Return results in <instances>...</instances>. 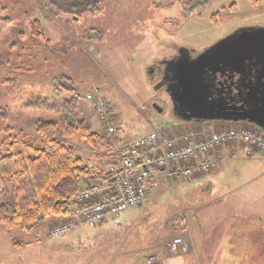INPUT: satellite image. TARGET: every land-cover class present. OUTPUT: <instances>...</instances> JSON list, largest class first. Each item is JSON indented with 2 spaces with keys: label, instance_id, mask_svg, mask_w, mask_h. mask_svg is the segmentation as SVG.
Here are the masks:
<instances>
[{
  "label": "rangeland",
  "instance_id": "374dc122",
  "mask_svg": "<svg viewBox=\"0 0 264 264\" xmlns=\"http://www.w3.org/2000/svg\"><path fill=\"white\" fill-rule=\"evenodd\" d=\"M86 1L0 0V17L13 20L0 32V108L13 129L12 153L21 150L23 137L38 139L37 124L57 121L74 92L84 97L94 87L107 111L78 98L74 114L104 137L101 113L125 140L149 125L168 136L217 126L180 122L165 88L154 91L159 78L150 70L181 49L196 56L239 29L264 28V0L257 9L247 0H193L190 9L184 0H106L88 12ZM33 21L43 39L30 35ZM64 145L86 164L93 151L105 149H91L78 136ZM225 149L234 154L222 157L213 173L163 181L144 207L98 228L51 238L59 222L53 214L30 233L0 224V264H158L184 256L172 263L182 264L193 248L199 250L191 264H264V153L239 143ZM175 238L182 244L173 246Z\"/></svg>",
  "mask_w": 264,
  "mask_h": 264
},
{
  "label": "built area",
  "instance_id": "2783aa9c",
  "mask_svg": "<svg viewBox=\"0 0 264 264\" xmlns=\"http://www.w3.org/2000/svg\"><path fill=\"white\" fill-rule=\"evenodd\" d=\"M98 87L92 88L84 101L100 113L108 105ZM105 149L93 151L87 164L93 181L82 183L74 197L62 206L59 222L50 229L51 238H60L82 227L98 228L115 221L126 211L144 207L152 190L168 179L194 180L217 170L223 147L239 143L247 152L264 153V133L248 124L227 127L218 124L210 130H187L169 137L153 125L128 140L117 139L119 130L104 115ZM41 215L44 221L50 217ZM81 239H79L80 242ZM182 240L175 238L173 246Z\"/></svg>",
  "mask_w": 264,
  "mask_h": 264
},
{
  "label": "trees",
  "instance_id": "16d2710c",
  "mask_svg": "<svg viewBox=\"0 0 264 264\" xmlns=\"http://www.w3.org/2000/svg\"><path fill=\"white\" fill-rule=\"evenodd\" d=\"M104 1L106 0H88L84 3V9L86 12L95 10ZM247 1L255 9L260 5V0ZM192 4L193 0H184V5L189 9ZM228 10L235 11V5H231ZM213 20L215 23V18ZM12 23L11 18L0 17V32ZM29 28L32 38L35 40L44 38L39 21L31 22ZM45 44L48 46V41H45ZM178 52L188 53L184 49ZM254 75V71L251 73L231 72L232 80L227 81V84L223 86L220 85L222 95L238 101V93L243 95L246 93L248 90L246 86L254 82ZM224 86L227 87L223 89ZM66 92L69 94V90ZM71 97L64 102L67 110L60 114L58 120L37 124L38 139L28 141L23 137L21 150L15 154L11 152L14 143L7 145L13 132L9 125V114L6 109L0 108V184L2 185L0 224L8 230L19 229L23 233L32 232L41 222L39 218L41 215L47 216L50 213L58 216L62 214V206L74 197L81 184L93 181L91 171L85 161L73 147L64 145V141L78 136L91 149H100L105 145V137L103 131H92L90 124L75 118L77 100L78 98L84 100V97L75 92ZM255 129L264 132L257 127ZM180 133L174 132L169 137ZM8 183H12L13 187L8 188ZM14 246L18 245L14 244Z\"/></svg>",
  "mask_w": 264,
  "mask_h": 264
},
{
  "label": "water",
  "instance_id": "95a60500",
  "mask_svg": "<svg viewBox=\"0 0 264 264\" xmlns=\"http://www.w3.org/2000/svg\"><path fill=\"white\" fill-rule=\"evenodd\" d=\"M224 70L255 73L246 93H238V101H226L222 91L212 94L207 75ZM164 87L181 122L248 123L264 131V28L239 29L196 56L181 54L154 91ZM153 108L163 112L156 104Z\"/></svg>",
  "mask_w": 264,
  "mask_h": 264
},
{
  "label": "flooded vegetation",
  "instance_id": "af4514ba",
  "mask_svg": "<svg viewBox=\"0 0 264 264\" xmlns=\"http://www.w3.org/2000/svg\"><path fill=\"white\" fill-rule=\"evenodd\" d=\"M181 56L180 52H177L170 61H165L163 64V61L160 62L161 64L157 66L156 64L153 65L155 69L150 70V75H153L157 78H159V82L163 81V79L168 78L170 76V63L174 61L175 59L179 58ZM231 71L229 70H224L223 73H209L207 75V79L212 82L213 86V91L212 94L213 96L216 97V93H219V90L221 91L222 88L220 85L223 86V84H227V81H231ZM235 79V78H234ZM227 86H224L223 89H225ZM165 88V87H164ZM163 89V88H162ZM226 101L229 100V97L224 98ZM176 115V114H175ZM176 118H178L176 116Z\"/></svg>",
  "mask_w": 264,
  "mask_h": 264
},
{
  "label": "crops",
  "instance_id": "0c3cea01",
  "mask_svg": "<svg viewBox=\"0 0 264 264\" xmlns=\"http://www.w3.org/2000/svg\"><path fill=\"white\" fill-rule=\"evenodd\" d=\"M226 148V147H225ZM222 149L221 151H219L218 152V156L219 157H221V159H222V157H228V155H233L234 153L233 152H231L230 151V149L228 150V149ZM234 150V149H233ZM231 153V154H230ZM213 173V172H212ZM211 174V173H210ZM200 178H202V177H200ZM121 224V223H120ZM120 224H118V226H120ZM192 245H193V243H192ZM191 248H193V246H191ZM194 249V248H193ZM192 249V252H190L189 254H186L185 255V257H186V261H184L182 264H191V263H188V261H190V260H193L192 258H193V256H195L196 258H197V254L195 253V252H197L198 250L197 249H194L193 250ZM75 251H76V249H74ZM197 250V251H196ZM182 257H184V256H182ZM182 257H177V258H171L170 260H167V261H163V257H162V259H160V261H159V263L158 264H172V263H174V262H176V261H180L181 259H182ZM197 263V262H196ZM192 264H193V262H192Z\"/></svg>",
  "mask_w": 264,
  "mask_h": 264
}]
</instances>
